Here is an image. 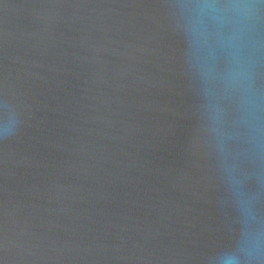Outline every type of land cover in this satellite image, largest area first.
Segmentation results:
<instances>
[{
    "label": "water",
    "instance_id": "water-1",
    "mask_svg": "<svg viewBox=\"0 0 264 264\" xmlns=\"http://www.w3.org/2000/svg\"><path fill=\"white\" fill-rule=\"evenodd\" d=\"M0 264H264V0H0Z\"/></svg>",
    "mask_w": 264,
    "mask_h": 264
}]
</instances>
